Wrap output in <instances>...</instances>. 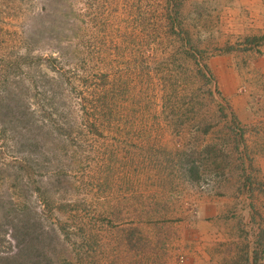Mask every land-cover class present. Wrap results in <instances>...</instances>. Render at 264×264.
<instances>
[{
	"label": "rangeland",
	"instance_id": "1",
	"mask_svg": "<svg viewBox=\"0 0 264 264\" xmlns=\"http://www.w3.org/2000/svg\"><path fill=\"white\" fill-rule=\"evenodd\" d=\"M261 38L264 0H0V263L264 264Z\"/></svg>",
	"mask_w": 264,
	"mask_h": 264
},
{
	"label": "trees",
	"instance_id": "2",
	"mask_svg": "<svg viewBox=\"0 0 264 264\" xmlns=\"http://www.w3.org/2000/svg\"><path fill=\"white\" fill-rule=\"evenodd\" d=\"M261 40H264V39H262L261 38ZM232 121L235 123L236 122V117L235 116H233L232 117ZM186 171H187V173H193L194 172V168L193 167H189L188 169H186ZM19 230H23L22 229V227H19L18 228ZM33 243V242H32ZM29 244H31V243H29ZM32 246H34V245H32ZM26 247H28L27 245H26ZM34 247H36V246H34ZM27 249V248H26ZM39 256V255H38ZM30 257H34V258H30L31 260V262L30 263H33V261L35 262V264H45L41 259H38L36 256H30ZM35 257H36V259H35ZM1 258V257H0ZM12 260V259H14V257H2V260ZM0 264H2V263H0Z\"/></svg>",
	"mask_w": 264,
	"mask_h": 264
}]
</instances>
